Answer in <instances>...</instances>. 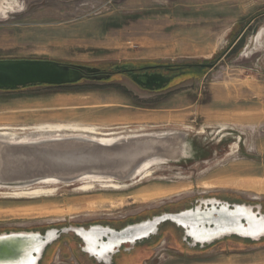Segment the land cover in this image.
Instances as JSON below:
<instances>
[{
  "label": "rangeland",
  "instance_id": "1",
  "mask_svg": "<svg viewBox=\"0 0 264 264\" xmlns=\"http://www.w3.org/2000/svg\"><path fill=\"white\" fill-rule=\"evenodd\" d=\"M0 59L111 73L0 90V128L86 125L124 135L109 153L76 138L1 143L20 176L0 175V231L117 229L207 198L264 213V0H0ZM124 65L171 78L148 90L112 73ZM145 163L149 175L134 174ZM55 176L81 177L53 192L11 190ZM230 241L193 247L166 223L149 241L125 244L112 264H264V240ZM81 248L61 234L41 264H101Z\"/></svg>",
  "mask_w": 264,
  "mask_h": 264
},
{
  "label": "water",
  "instance_id": "2",
  "mask_svg": "<svg viewBox=\"0 0 264 264\" xmlns=\"http://www.w3.org/2000/svg\"><path fill=\"white\" fill-rule=\"evenodd\" d=\"M201 67H211L212 64L202 63ZM129 66H116L113 72L128 73L131 79L139 86L146 89L162 87L171 77L161 73L133 74ZM109 72H99L96 68L73 66L52 60L43 59H0V90H15L31 84H44L50 86L74 84L83 77L91 80H102L110 76ZM78 140V139H76ZM81 141V140H79ZM84 145H94L101 153H109L117 146L106 147L101 143L82 140ZM35 144V143H33ZM81 175V174H78ZM81 176H55L54 179L71 183ZM256 208V209H255ZM259 220L264 217L261 209L245 203H229L228 201L207 198L199 204L179 212H163L139 222L127 224L115 229L108 225L68 226L60 229L50 228L44 233L39 231H9L0 233V264H39L47 246L55 242L61 234L73 233L82 243V251L87 253L85 235L93 234L97 246L112 244V249L105 255L108 262L89 253L97 263L112 264V258L125 244L130 249L138 242L156 236L159 226L169 222L183 230V240H189L193 247L204 248L226 237L237 236L240 238L258 241L264 237V229L258 234L250 235L237 229L249 227L250 215ZM199 231L206 238L195 239L189 232Z\"/></svg>",
  "mask_w": 264,
  "mask_h": 264
},
{
  "label": "bare ground",
  "instance_id": "3",
  "mask_svg": "<svg viewBox=\"0 0 264 264\" xmlns=\"http://www.w3.org/2000/svg\"><path fill=\"white\" fill-rule=\"evenodd\" d=\"M118 128L125 129L126 127L120 126ZM98 129L99 128L96 126H86V125L85 126L75 125V126H64V127L45 126V127H36V128H29V129H26V128H21V129L0 128V144L6 140L15 141V142H13L14 144H19L23 141H27L26 144H33L34 142L32 140L38 141V140H40V138L42 136H44V137H49V139H51L53 141H60V140H62L61 137L65 138L66 140H70L71 138H76V139L81 140V141L82 140H90V141H95L97 143H101L102 145H104L106 147H111L117 143V140L121 139V137H124V135L122 134L123 131H121V132L112 131V132H107V133H103V134L99 135V133H101L102 131H100ZM68 136H71V137L69 138ZM52 138H57V139H52ZM41 140H44V139H41ZM29 142H32V143H29ZM10 145H13V144L10 143ZM2 148H3V146H0V175L8 174V175H15L14 177H19L20 176V174L18 173L19 171L14 169V167L12 166V158L5 160L8 156L11 155V153L7 150H5V152L3 153ZM149 168H150L149 164L145 163L140 168H138L134 174H140L142 176L143 175L147 176V175H149V172H150ZM143 170H145V171H143ZM35 180L44 182L46 184V187H44V186L43 187H37V186L36 187H29V185H31L30 183H26V184L24 183L22 185L14 187L15 189H11V190H17L15 192L17 194H21V195H33V194L35 195V194H39V193L47 192V191L53 192L58 187V185L61 183L60 181H58L54 178H46V179L38 178ZM35 180H33V181H35ZM31 181L32 180H30V182ZM107 181L111 182L112 180L108 179ZM24 182H28V181H24ZM64 183H67V182H64ZM115 185H117V184H114L112 186L115 187ZM119 186H120V184H119ZM116 187H118V186H116ZM250 217H251V223H249V227L246 229L240 227L237 230L239 232L243 231V232L248 233L250 235L258 234L260 231H262L264 229V217H262L259 220L255 219L254 216H252V215H250ZM189 233L195 239L206 238V236H204L205 234H202L199 231H190ZM85 237H86V241H87V246H86V250L88 251L87 254H89V253L94 254L97 257H99L100 259H103L106 262H108L109 257L106 256L105 253L108 250L112 249V244L108 243V244L100 245L98 247L97 242H96V237L93 234L85 235Z\"/></svg>",
  "mask_w": 264,
  "mask_h": 264
},
{
  "label": "trees",
  "instance_id": "4",
  "mask_svg": "<svg viewBox=\"0 0 264 264\" xmlns=\"http://www.w3.org/2000/svg\"><path fill=\"white\" fill-rule=\"evenodd\" d=\"M158 67H160V66H158ZM163 67H166V68H173L172 69V71L173 72H178L179 70H180V67L181 66H179V65H167V66H163ZM183 67V66H182ZM156 68V67H155ZM180 72V71H179ZM178 72V73H179ZM115 73H117V72H113V74H115ZM180 74H182V73H180ZM32 85H44V84H31V85H27V86H32ZM27 86H25V87H27ZM47 86V85H46ZM62 86V85H61ZM64 86V85H63ZM20 88H22V87H20ZM20 88H17V89H15V90H18V89H20ZM15 90H2V91H15ZM183 209H185V208H183ZM180 210V209H179ZM179 210H176V211H179ZM146 218H148V217H146ZM145 218V219H146ZM167 224H171V225H173V226H175L174 224H172V223H169V222H166ZM166 223H163V224H166ZM162 224V225H163ZM123 226H125V224L124 225H122V226H120V227H118L117 229H120V228H122ZM177 229H179V230H181V232H182V229L181 228H179V227H177V226H175ZM9 231H17V230H5V231H0V233L1 232H9ZM151 238H153V237H151ZM151 238H149L148 240H146V241H149ZM238 240V241H241V242H244V243H253V244H256V243H259V242H261L262 240H264V237L263 238H261L260 240H258V241H252V240H250V239H245V238H240V237H237V236H231V237H226V238H224V239H222V240H219V241H216V242H214L213 244H211V245H209V246H213V245H215V244H221V242H232V241H230V240ZM223 244V243H222ZM207 246H205V248H206ZM48 248V247H47ZM47 248L45 249V252H46V250H47ZM224 250V249H223ZM44 255H45V253H44ZM44 255H43V258H44ZM43 258L41 259V261H40V263L39 264H41V262H42V260H43Z\"/></svg>",
  "mask_w": 264,
  "mask_h": 264
},
{
  "label": "flooded vegetation",
  "instance_id": "5",
  "mask_svg": "<svg viewBox=\"0 0 264 264\" xmlns=\"http://www.w3.org/2000/svg\"><path fill=\"white\" fill-rule=\"evenodd\" d=\"M131 71H132L133 74H138V75H139V74H148V75H151V74L156 73V72H154V71H151V68H150V67H146V68H145V67H139V68L136 67V68H132ZM126 74L130 77L129 72L126 73ZM141 87H144V86H141ZM144 88H145V87H144ZM148 90H149V89H148ZM151 90H153V89H151ZM123 246H124V245H123ZM123 246H122V247H123ZM122 247H121V248H122ZM121 248H120V249H121ZM118 253H119V252H118ZM118 253H117V254H118ZM115 255H116V254H115ZM93 259H94V258H93ZM94 260H95V259H94Z\"/></svg>",
  "mask_w": 264,
  "mask_h": 264
},
{
  "label": "crops",
  "instance_id": "6",
  "mask_svg": "<svg viewBox=\"0 0 264 264\" xmlns=\"http://www.w3.org/2000/svg\"><path fill=\"white\" fill-rule=\"evenodd\" d=\"M115 98H121V97H118V95L114 94ZM115 104V103H114ZM112 105V104H111Z\"/></svg>",
  "mask_w": 264,
  "mask_h": 264
}]
</instances>
